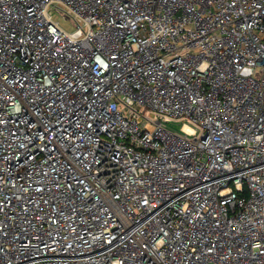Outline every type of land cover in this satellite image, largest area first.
<instances>
[{
	"label": "built area",
	"instance_id": "1",
	"mask_svg": "<svg viewBox=\"0 0 264 264\" xmlns=\"http://www.w3.org/2000/svg\"><path fill=\"white\" fill-rule=\"evenodd\" d=\"M0 264H264V0H0Z\"/></svg>",
	"mask_w": 264,
	"mask_h": 264
},
{
	"label": "rangeland",
	"instance_id": "2",
	"mask_svg": "<svg viewBox=\"0 0 264 264\" xmlns=\"http://www.w3.org/2000/svg\"><path fill=\"white\" fill-rule=\"evenodd\" d=\"M52 15H53L54 20L59 22L61 27H63L68 32H74L76 30V26L74 25V23L71 20L67 19L63 14L58 13V12H53ZM146 115L149 116V118L152 120H155L157 118L154 113L149 112V111L146 112Z\"/></svg>",
	"mask_w": 264,
	"mask_h": 264
}]
</instances>
